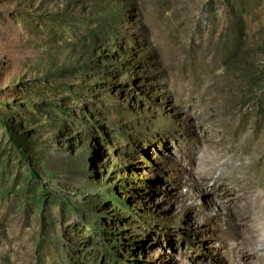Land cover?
<instances>
[{
  "label": "rangeland",
  "instance_id": "1",
  "mask_svg": "<svg viewBox=\"0 0 264 264\" xmlns=\"http://www.w3.org/2000/svg\"><path fill=\"white\" fill-rule=\"evenodd\" d=\"M0 264H264V0H0Z\"/></svg>",
  "mask_w": 264,
  "mask_h": 264
}]
</instances>
